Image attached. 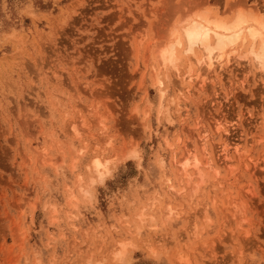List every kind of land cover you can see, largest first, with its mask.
Returning <instances> with one entry per match:
<instances>
[{
    "label": "rangeland",
    "instance_id": "1",
    "mask_svg": "<svg viewBox=\"0 0 264 264\" xmlns=\"http://www.w3.org/2000/svg\"><path fill=\"white\" fill-rule=\"evenodd\" d=\"M235 2L0 0V264H264V75L232 54L202 90L181 79L193 59H159L175 16ZM216 123L241 150L227 165ZM133 142L141 160L125 161ZM81 148L121 160L93 199L92 175L72 172ZM186 148L204 175L190 168L189 186L173 160ZM166 178L187 186L175 200Z\"/></svg>",
    "mask_w": 264,
    "mask_h": 264
},
{
    "label": "snow or ice",
    "instance_id": "2",
    "mask_svg": "<svg viewBox=\"0 0 264 264\" xmlns=\"http://www.w3.org/2000/svg\"><path fill=\"white\" fill-rule=\"evenodd\" d=\"M249 4H251V0H249ZM230 7L235 9L230 14H221L218 10L205 8L202 11H187L182 15L175 16L163 33L164 42L161 47L165 56V66L168 63L167 56L169 53L172 55V64L174 66L177 63L178 52L179 55H186L191 60L197 57V48L205 53V60H211L212 53H222L229 49V45L232 48H237L241 42L247 46L250 39L251 51L249 52V57L253 59L254 63L258 62L260 70L264 72V13L257 16L248 5L238 7L233 4ZM257 46L259 47L258 52ZM232 54L234 53L230 52V55ZM247 58L241 53V59ZM220 59L223 60V55L220 56ZM209 67H211V64H209ZM161 89H163V84H161ZM160 95L163 100L165 93L161 91ZM85 129H87V125H85ZM72 132L79 139H84V136L75 127ZM108 146L110 147L111 145ZM85 156L86 151L81 148L76 153V158L72 160V172L75 174L83 169V171L92 175L89 181V191L84 193L87 200L94 198V188L97 185H102L106 179L113 176L114 169H112V165L120 164L121 160L119 157L116 159L105 158L106 162H102V159L98 156L92 157L90 162L80 159V157ZM123 159L125 161H140L141 152L139 145L135 144V142L128 145ZM85 163L88 165L86 169L83 167ZM196 163L199 165V161ZM79 179L83 183L85 176L81 174ZM124 247L125 245H120L121 249H124ZM153 254L155 255V253ZM123 255L122 251L116 253V264H126Z\"/></svg>",
    "mask_w": 264,
    "mask_h": 264
},
{
    "label": "bare ground",
    "instance_id": "3",
    "mask_svg": "<svg viewBox=\"0 0 264 264\" xmlns=\"http://www.w3.org/2000/svg\"><path fill=\"white\" fill-rule=\"evenodd\" d=\"M239 2L240 1L238 0V4L239 5H242V6L248 5L247 4V1H245V0H241V2L240 3ZM232 4H234V3H232ZM234 5H236V2H235ZM238 7H240V6H238ZM230 10H231V8H230ZM254 13L257 16H259L261 14L259 10H255ZM226 35H231V34H226ZM250 45H251V40L249 39V44L247 45L248 48H247L246 53L244 54L245 57H248L247 59H241V55H239V49L242 48V47H245V45L243 44V42H241L240 45H239V47H237V48H232L231 45H229V49H226L222 53H216V52L212 53V59L211 60H205V53L201 49L197 48L196 49L197 57H194L192 59L196 62V64L199 65V68L196 69L194 73H192L191 67H189L188 71L185 72V73H183L181 75L182 82H186V84L188 83V86H189V84H196V85H198V87L200 89L203 90V89L207 88L206 87L207 85H206V77H205V74L206 73L207 74L208 73L209 74L212 73V75L214 77L213 78V89H215L216 86L219 87L218 84L221 81V76H222L221 73L223 72L222 62L226 59L227 60L226 64H227L228 61L230 62L232 60V58H230V56L232 57V55H230V52L231 53H234V54H237V56H234L233 58L237 57L238 59L243 60L245 63H247V66L248 67H250L251 65H254L255 69L258 70V71H260L264 75V72H262L260 70V68H259L258 62L257 63H254L253 62V59L251 57H249V52L251 51ZM258 51H259V47L257 46V52ZM178 53H177V55H178ZM199 55H201V56H199ZM221 55H223V60L220 59V56ZM159 59H160V64L162 66H165V56L163 55V49L159 52ZM167 60H168L167 65H169L170 67H173V68L176 67V66H174L172 64V55H171V53L168 54ZM237 63L238 62H236V67H238V65H239V63L238 64ZM209 64H211V67H209ZM229 66H230V64H229ZM235 71H237V70H235ZM243 71L244 72H242L241 74H244L246 72V69H244ZM157 84L160 85L161 84V81L157 80ZM161 91H163L164 93H166V91H164V90H160V93H161ZM214 94L215 95L217 94L216 91L214 92ZM213 104H214V102H213ZM217 104H215V105H217ZM219 104H220V101H219ZM216 124H217L215 126L216 129L214 131H216L218 133L222 132V134L224 136L223 137L224 140L223 141H220L219 147H218V149H216V150H218V152H216L217 153V159H218L219 162L221 161L222 163H224V164L227 165V163H229L232 160L233 154L235 155V157H237V158L239 157L238 155L241 154V150L239 149V144L238 143H235V142L233 143L232 141H230V136H231L230 132L231 131L229 132L228 130H222L221 124L220 123H216ZM73 128H74V126L72 127V129ZM204 132H203V134L198 133L197 134V137L199 139V143H200L201 150L206 151L207 150V148H206L207 147V145H206V138L207 137L205 135L206 134V131H204ZM221 138H222V136H221ZM239 152H240V154H239ZM173 160H175L176 165L179 166L178 172L181 174L182 177H185L187 180L189 178H191L192 175L190 174V168H193V169H195L197 171V174L199 175L201 181H203L202 180V177L204 175L199 172L200 171L199 170V165H197V163H196L198 160L196 158V154H195L194 150H190L189 148L188 149L186 148L185 151H184V153H182V157L181 158H179L177 160L176 159V156H175ZM211 161L213 162L212 158H210V160H207L206 165L210 167L211 164H212ZM222 163H219V164H222ZM252 164H254V163L252 162ZM251 169L253 170V168H251ZM249 173H250V171H249ZM182 179L183 178H181V180ZM189 180H188V184L186 183L187 186H189V184L192 183V181L190 180L191 181L190 182ZM169 181H170V179L166 178L165 188L168 191L169 199L170 200H172V199L175 200L177 198V196H179V195H181L183 193L184 189L187 188V186L184 185L185 188L184 187H181L180 189H177L176 186L172 182L169 183ZM200 184L201 183H199V185ZM196 191H197V189H196ZM196 191H194V192L196 193ZM234 202L235 201H233L231 203L229 202L230 203V206H233L234 207ZM166 210L169 211V213H170L173 209L170 208V207H167ZM54 211H55V209H54Z\"/></svg>",
    "mask_w": 264,
    "mask_h": 264
}]
</instances>
